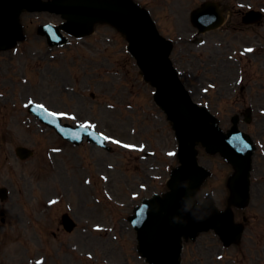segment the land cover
Segmentation results:
<instances>
[{"label":"rangeland","instance_id":"1","mask_svg":"<svg viewBox=\"0 0 264 264\" xmlns=\"http://www.w3.org/2000/svg\"><path fill=\"white\" fill-rule=\"evenodd\" d=\"M137 1L149 8L160 32L175 41V64L182 55L184 64L191 67L185 82L192 97L213 110L216 107L224 126L230 125L237 96L253 99L257 117L241 127L264 139V120L256 111L264 104V79L240 82L236 65L220 69L218 77L213 71L199 72L200 65L206 67L211 61L210 46L202 49L204 54L200 48L190 52L191 46L178 41L193 32L189 12L203 0ZM219 1L231 6L242 0ZM24 14L25 41L0 52V185L10 186L7 201H0V264H146L136 251L135 233L126 216L142 197L165 191L169 172L177 164L173 131L153 101V87L143 80L126 50L125 37L115 29L99 25L91 37L72 39L49 54L43 38L35 37L36 25L48 18ZM226 38L230 47L251 41L246 33ZM230 83H235V94L229 102H217V93L223 98ZM240 83L247 87L245 95ZM29 100L62 112L65 121L94 126L108 137L111 151L86 142L64 143L27 113ZM239 102L236 107L243 103ZM18 144L33 148L34 155L26 161L17 159L14 147ZM198 161L210 170L198 199L211 193L218 208L225 209L231 167L203 149ZM262 173L264 158L257 156L253 174ZM250 194L247 209L233 212L235 221L243 214L250 217L242 250L225 247L213 231H207L185 242L180 264H264V179L251 181ZM64 211L76 219L77 227L70 234L59 232L52 237L50 229ZM39 258L42 262L36 263Z\"/></svg>","mask_w":264,"mask_h":264},{"label":"water","instance_id":"2","mask_svg":"<svg viewBox=\"0 0 264 264\" xmlns=\"http://www.w3.org/2000/svg\"><path fill=\"white\" fill-rule=\"evenodd\" d=\"M60 1L68 3L66 12L69 21L62 27L70 32L78 34L76 24L84 16L102 15L127 33L130 51L137 58L145 78L156 86L155 99L173 120L176 132L183 141L180 143V161H187L188 155L185 153L182 156V153L184 145H189V140L217 135V130L209 123L213 117L193 104L179 84L167 62L169 43L157 35L143 10L135 7L130 0H52L50 7L46 4L41 8L65 12ZM32 5L33 0H0V48H4L6 43L13 42L18 36V8L31 9ZM53 30L57 36V28ZM201 141L210 148L204 139ZM220 148L226 150L224 145ZM21 150L17 149L21 155L28 154V151ZM192 162L184 163L173 170L168 182L171 191L163 198L154 196L145 201L144 209L141 210L144 211L142 216L135 220L140 248L151 264L169 263L175 255L180 231H189L192 226L197 227L192 229L195 232L206 228L210 225L207 223L209 219L217 216L210 203L197 205L193 199V192L203 173L198 169L195 160Z\"/></svg>","mask_w":264,"mask_h":264},{"label":"clouds","instance_id":"3","mask_svg":"<svg viewBox=\"0 0 264 264\" xmlns=\"http://www.w3.org/2000/svg\"><path fill=\"white\" fill-rule=\"evenodd\" d=\"M206 195H207V193H206Z\"/></svg>","mask_w":264,"mask_h":264},{"label":"snow or ice","instance_id":"4","mask_svg":"<svg viewBox=\"0 0 264 264\" xmlns=\"http://www.w3.org/2000/svg\"><path fill=\"white\" fill-rule=\"evenodd\" d=\"M127 147V146H126Z\"/></svg>","mask_w":264,"mask_h":264}]
</instances>
